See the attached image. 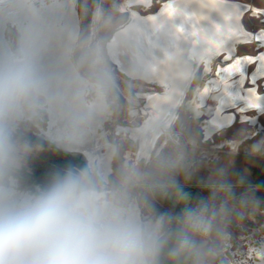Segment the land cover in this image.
Instances as JSON below:
<instances>
[{"label": "bare ground", "instance_id": "obj_1", "mask_svg": "<svg viewBox=\"0 0 264 264\" xmlns=\"http://www.w3.org/2000/svg\"><path fill=\"white\" fill-rule=\"evenodd\" d=\"M153 1L123 3L121 11L129 10L131 16L106 45L110 61L122 75L161 90L140 96L145 101L143 113L151 115L142 126L124 128L130 138L140 140L141 150L156 134L146 160L151 159L160 140L169 134V122L187 96L201 64L204 62L206 74L214 58L230 59L239 45L252 40V34L243 24V16L251 8L249 4L231 0H169L149 16L134 11L135 7L150 8ZM255 11L264 14V10ZM98 18L97 10L94 24ZM9 24L19 32V41L22 36L28 37L38 70L49 85L38 98L34 111L24 120L33 121L44 111L48 127L37 124L40 137L66 153L82 157L91 169H98L100 175L109 179L117 153V147L110 144L104 130L110 109L102 88L85 79L72 59L80 32L75 1L0 0V54L15 49L7 37ZM254 60L247 55L236 56L218 69L217 77L207 82L200 99L203 103L207 99L214 101L215 107L210 104L204 108L201 102L195 108L196 118L209 114L203 126L206 140L233 127L238 118L254 127L259 123L258 116L246 111L258 108L259 115L262 114L264 97L244 94L248 66ZM237 77L236 83L232 81ZM91 92H96V96L88 99ZM230 109L236 111H227ZM131 115L140 114L132 110ZM259 129L263 130V125ZM253 255L260 259L257 264H264V244L257 250L251 248L248 256ZM239 264L254 263L245 259Z\"/></svg>", "mask_w": 264, "mask_h": 264}, {"label": "rangeland", "instance_id": "obj_2", "mask_svg": "<svg viewBox=\"0 0 264 264\" xmlns=\"http://www.w3.org/2000/svg\"><path fill=\"white\" fill-rule=\"evenodd\" d=\"M74 1L80 20V32L72 59L82 76L90 83L100 86L106 96L110 118L105 123L104 130L110 144L117 147L112 160V173L106 180L98 169H91L82 157L66 153L41 138L37 124L46 128L48 121L45 112L40 111L37 120H23L17 129V138L26 148L17 175L19 186L24 192L40 195L51 186L57 173L62 176L69 170L77 173L86 171L102 188L119 187L127 180L130 181L131 195L145 214H163L168 226L175 214L167 203L161 202L153 194V190L157 187L163 189V192L164 188L180 191L191 187L200 189L202 193L195 197L194 204L202 207L204 218L209 224V233L207 236L195 237L194 244L196 249L206 253V257L198 258L199 264L204 260H211L212 255L209 253L216 250L215 242L218 238L219 242L225 238L224 241L229 243L227 223L230 216L243 223L251 212L250 207L264 206V129H259L261 125L264 128V116L255 127L238 118L233 127L206 140L201 126L206 125L209 114L202 119H195V108L202 102L201 86L215 75L219 64H224L222 58L217 57L210 74L205 75L203 68L197 72L185 102L178 111L179 121L160 140L158 150L152 153L150 160L137 161L134 156L138 148L137 142L126 134H117L116 127L142 122L143 118L133 117L131 112L141 103L135 93L142 91L138 85L143 84L122 75L106 52L107 42L114 32L128 21V13L121 11L125 0ZM159 1L163 4L169 0H156L155 6L149 11H143L142 7H135L134 10L142 15L156 12L162 6ZM231 1L264 8V0ZM97 10L99 18L97 24H94ZM243 23L248 31L264 27L262 20L250 13L245 15ZM7 37L16 48L19 32L11 24L8 25ZM238 50L239 55L258 51L255 44H241ZM94 96L96 92H91L87 98L92 99ZM210 104L212 108L215 107V102L208 99L201 106L206 108ZM237 241L244 242L243 239ZM251 248L257 250L260 247L251 246L245 253L239 251V254L231 257L233 264H239L245 259L257 264L259 257L248 256Z\"/></svg>", "mask_w": 264, "mask_h": 264}, {"label": "clouds", "instance_id": "obj_3", "mask_svg": "<svg viewBox=\"0 0 264 264\" xmlns=\"http://www.w3.org/2000/svg\"><path fill=\"white\" fill-rule=\"evenodd\" d=\"M48 87L28 37L0 54V264H158L168 224L145 214L130 181L102 188L69 170L40 195L19 186L26 148L17 129ZM182 217L173 261L196 254L195 237L209 233L202 208Z\"/></svg>", "mask_w": 264, "mask_h": 264}, {"label": "flooded vegetation", "instance_id": "obj_4", "mask_svg": "<svg viewBox=\"0 0 264 264\" xmlns=\"http://www.w3.org/2000/svg\"><path fill=\"white\" fill-rule=\"evenodd\" d=\"M127 1L128 0H125L126 4L128 5ZM155 1L156 0L153 1V4L150 8H146V9L143 8V11L152 10L153 7L155 6ZM159 3L162 4L161 1H159ZM255 9L264 10L263 7L251 6V8L248 9L246 14L250 13L252 16H254L258 19H261L263 24H264V14L256 12ZM134 11L139 13L141 16H149V15H152V14L157 12L156 11L153 13H148L146 15H142L140 12H138L136 10H134ZM127 13H128V17L130 18L131 11L127 10ZM245 15L243 16V19H244ZM129 18H128V20H129ZM244 26H245V24H244ZM249 32L252 34V40L246 44H255L258 51L254 54L239 55V50L237 47L236 53L230 59H225L224 56H218V57L222 58L221 61H223L224 64H219L215 69V75L212 77H209L203 83V85L201 86L202 92H203L207 82L210 79L218 76V69L220 67L221 68L225 67L227 64L232 62L236 56L247 55V56L253 57L255 60L253 62H251L248 66V72H247V76H246L245 84H244V87L246 88L244 94H245V96H246V93H249V94H254L257 97H264V89H262V88H264V72H263L264 71V27H261L257 30H254V31L251 30ZM254 32H255V34H253ZM216 58H214L210 62L211 68H210V71H208L206 74H205V68H203L205 66L204 62L201 64L198 71L201 68H203L204 69L203 73L205 75L210 74L213 70V64H214ZM237 79H238V77L234 78L232 81H235V83H236ZM194 80H195V78H194ZM133 81H136V80H133ZM136 82H140L143 85H138V87L141 88L142 91L140 93L139 92L135 93L136 98L141 100V103H139L138 107L134 110H137L139 112V114H140L139 118H143V120L141 123H139L137 125H132V126L118 125L116 127L117 134H126L129 137H130V134L125 132V130H124L125 127L139 128L142 126L143 122L151 116L148 113H143L142 109H143L145 101L140 96L161 91L160 89H158L152 85L146 84L145 82H142V81H136ZM210 87H211V85H210ZM197 101H198V103H200V99H198ZM184 102H185V99H184L183 103L181 104V106L184 104ZM180 107H179V109H180ZM179 109L175 113L176 118L174 119V117H175V115H174L173 119L169 122V123H171L169 126V129L172 128L173 125H176L178 123L179 118H180L179 114H178ZM227 111H236V109H230ZM227 111H225V112H227ZM259 111L260 110L258 108H255V109H252V110L246 111V112L249 113L250 115H253L254 117L258 116V121H260V118L262 116H264V115H262V114H264V112L259 115ZM237 115L239 116V113ZM205 116H206V114H205ZM203 117H204V114L201 115V117L199 119H202ZM195 119H197V118H195ZM237 120L238 119H236L233 124H235L237 122ZM256 126H258V125H256ZM201 127L203 128V126H201ZM155 136H156V134H155ZM153 138L149 139L147 141V144H146L147 146H145L142 150L140 149V140L137 139V141H136L133 139L134 141L137 142V145H138L137 151L134 154L135 159L137 161L146 160V158H147L146 155H147V152L150 150L151 142H152ZM201 193H202V190L194 188V187L185 189L184 191L173 190V189L170 190L168 188H164V192H163L162 196L161 195L159 196V199H161L160 201L163 203L164 202L167 203L175 215L173 216L174 219L171 221V224L167 227L166 236H165L166 242L164 243V247H163L162 252L160 254L158 264H199L198 258L204 257V256L206 257V253L197 249L198 252L194 255H178L177 257H175L174 261L172 259H170V253L172 252V250L175 247V237H176L177 232L179 231V225H180V222L183 218L182 217V210L188 209V208H202V207L196 206L194 204L195 197L197 195H200ZM263 207L264 206H262V205L250 207L249 210L251 212H249L250 214L247 216L246 220L243 223H241L237 219H232V217L234 218V216H230V219L228 221L229 223H227V225L229 226V231H230L228 234V238H227V241H229V243L224 241L225 238L223 241L219 242V238H218V241L215 242L216 250L209 253L212 255L211 260H209V259L204 260L202 264H226V263L227 264H233L231 257H234L235 254H239V251H243L245 253L246 250H248L251 246H255L257 248L261 247V245L263 244V240H264V210H262ZM216 232L220 233L219 230H217ZM240 239H243L244 242L240 243L237 241ZM225 245L227 247H225Z\"/></svg>", "mask_w": 264, "mask_h": 264}, {"label": "water", "instance_id": "obj_5", "mask_svg": "<svg viewBox=\"0 0 264 264\" xmlns=\"http://www.w3.org/2000/svg\"><path fill=\"white\" fill-rule=\"evenodd\" d=\"M106 47H107V46H106ZM109 55H110V54H109ZM153 194L159 198V196H160V195L162 196V194H163V189L157 187V188H155V189L153 190ZM159 200H161V199H159Z\"/></svg>", "mask_w": 264, "mask_h": 264}, {"label": "snow or ice", "instance_id": "obj_6", "mask_svg": "<svg viewBox=\"0 0 264 264\" xmlns=\"http://www.w3.org/2000/svg\"><path fill=\"white\" fill-rule=\"evenodd\" d=\"M253 34H255V32Z\"/></svg>", "mask_w": 264, "mask_h": 264}]
</instances>
